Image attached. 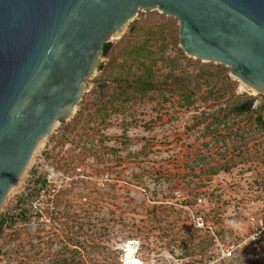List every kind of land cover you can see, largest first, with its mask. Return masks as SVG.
Masks as SVG:
<instances>
[{
  "label": "rangeland",
  "instance_id": "1",
  "mask_svg": "<svg viewBox=\"0 0 264 264\" xmlns=\"http://www.w3.org/2000/svg\"><path fill=\"white\" fill-rule=\"evenodd\" d=\"M170 17L179 26L174 16L139 9L108 37L113 50L99 56L75 113L41 142L0 211L16 213L29 193L35 213L5 228L0 264H124L130 243L151 264H264L247 242L264 223V126L256 122L264 93L229 74L225 98H213L199 79L208 62L180 47ZM139 47L146 51L132 53ZM171 74L184 85L132 89L127 99L113 83L151 77L164 85ZM250 99L252 107L229 112ZM34 170L52 174L46 199L38 200Z\"/></svg>",
  "mask_w": 264,
  "mask_h": 264
},
{
  "label": "water",
  "instance_id": "2",
  "mask_svg": "<svg viewBox=\"0 0 264 264\" xmlns=\"http://www.w3.org/2000/svg\"><path fill=\"white\" fill-rule=\"evenodd\" d=\"M139 9L176 17L187 55L264 93V0H0V211L41 142L75 113L108 37Z\"/></svg>",
  "mask_w": 264,
  "mask_h": 264
},
{
  "label": "trees",
  "instance_id": "3",
  "mask_svg": "<svg viewBox=\"0 0 264 264\" xmlns=\"http://www.w3.org/2000/svg\"><path fill=\"white\" fill-rule=\"evenodd\" d=\"M164 15V14H162ZM170 19L174 22V25L171 24L168 25V29L170 30L171 34L174 36H178L179 26L176 24L177 20L173 17H170ZM179 42V41H178ZM113 50V44L109 41L105 43L104 51L102 53L103 56H108ZM146 51L145 48L139 47L134 48L132 50V53H141ZM150 51H147L148 54ZM101 67L103 68V64H101ZM229 68L225 66L224 64H217L214 62H208L206 64H203L202 71L200 73L199 79L203 78L204 82H206L208 86V93L215 98L216 100H220L225 98L226 94L228 93L229 89L232 87L231 85L234 83L233 79L229 76ZM171 78L170 83L165 82V84H158L157 82L153 81L151 77H148L147 79H137L136 77L133 80H129L126 77H121L120 79L113 80V83H115V86H118V88L122 91V93H125L124 98L127 99L129 97V90H136L141 91V94L148 93L150 91L157 89H162L164 87H172L171 89L174 91V89L179 88L181 85H184L183 82L178 78L174 77L172 74L170 75ZM139 83V84H138ZM160 85V86H159ZM96 98L99 100V102H104L105 96H101L100 93L97 94L96 92ZM108 96V95H107ZM111 95L108 96V99H111ZM251 100V99H250ZM247 102V101H246ZM244 104V103H243ZM243 104H233L229 108L230 113H241L243 110H241V106ZM252 107L251 105L248 106ZM263 108V106H262ZM65 119V118H60ZM256 122H259L264 126V119L261 114L258 115L256 118ZM37 170H34L32 178H33V185L36 189L44 185L45 177L42 175H36ZM29 186L27 187V191H29ZM31 191V190H30ZM29 193L26 194L28 196ZM30 194H33V191L30 192ZM26 196L24 197V194L20 195V198L17 200L15 204V211L16 213L12 214H6L5 217L3 216L0 218V236L5 230V228L10 229L14 224L17 223V220H25V221H32V217L35 215L34 211L29 207V204L27 202ZM26 201V202H25ZM239 260H247V258L241 257Z\"/></svg>",
  "mask_w": 264,
  "mask_h": 264
},
{
  "label": "built area",
  "instance_id": "4",
  "mask_svg": "<svg viewBox=\"0 0 264 264\" xmlns=\"http://www.w3.org/2000/svg\"><path fill=\"white\" fill-rule=\"evenodd\" d=\"M49 188L52 190H55V185L53 184V181H52V174L51 175L48 174L47 178L45 177L44 185L38 188V191H37L38 200L46 199V191L49 190ZM43 213L44 211L40 210L37 213V215H42ZM15 228H16L15 226H12L10 230L15 231ZM260 241L264 242V223L262 222V220H260V224L255 228L253 233L248 237L247 242L251 243L254 247L258 249L256 253L257 256L264 257V243L263 245H261ZM130 249L133 251L132 252L133 256L129 258ZM137 253H138V246L133 243L128 244L125 250L124 256L122 258V262L124 264H151V263H148L142 260L140 257H138Z\"/></svg>",
  "mask_w": 264,
  "mask_h": 264
},
{
  "label": "bare ground",
  "instance_id": "5",
  "mask_svg": "<svg viewBox=\"0 0 264 264\" xmlns=\"http://www.w3.org/2000/svg\"><path fill=\"white\" fill-rule=\"evenodd\" d=\"M132 252H133V251L130 249V250H129V258L133 256V255H132Z\"/></svg>",
  "mask_w": 264,
  "mask_h": 264
},
{
  "label": "flooded vegetation",
  "instance_id": "6",
  "mask_svg": "<svg viewBox=\"0 0 264 264\" xmlns=\"http://www.w3.org/2000/svg\"><path fill=\"white\" fill-rule=\"evenodd\" d=\"M248 101H252V100H248ZM248 101H247V102H248ZM250 105H251V104L249 103V105H248V106H250Z\"/></svg>",
  "mask_w": 264,
  "mask_h": 264
}]
</instances>
